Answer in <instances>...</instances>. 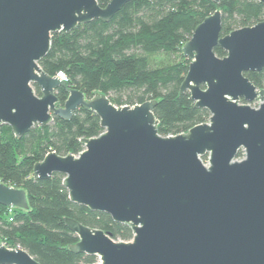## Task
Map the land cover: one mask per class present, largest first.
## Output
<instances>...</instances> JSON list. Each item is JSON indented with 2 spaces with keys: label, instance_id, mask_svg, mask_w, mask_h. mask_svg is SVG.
Listing matches in <instances>:
<instances>
[{
  "label": "water",
  "instance_id": "water-1",
  "mask_svg": "<svg viewBox=\"0 0 264 264\" xmlns=\"http://www.w3.org/2000/svg\"><path fill=\"white\" fill-rule=\"evenodd\" d=\"M130 1L101 7L98 0H0V125L20 139L82 107L100 117L103 133L83 138L82 152H51L33 175L62 174L73 203L128 224L133 239L116 241L66 218L79 238L72 252L96 255L100 264H264V89L245 76L264 69V20L222 36L216 10L196 27L182 47L191 63L180 92H189L210 118L162 136L156 100L119 107L101 92L87 98L70 89L62 106L56 91L67 83L40 65L53 33L110 22ZM0 204L28 210L27 192L0 180ZM0 264L40 263L21 247L0 244Z\"/></svg>",
  "mask_w": 264,
  "mask_h": 264
},
{
  "label": "trees",
  "instance_id": "trees-1",
  "mask_svg": "<svg viewBox=\"0 0 264 264\" xmlns=\"http://www.w3.org/2000/svg\"><path fill=\"white\" fill-rule=\"evenodd\" d=\"M110 1L98 3L105 7ZM216 10L222 12V36L264 20L259 0H132L110 22L97 19L63 35L53 33L51 49L40 65L52 77L60 72L67 76V85L56 91L62 106L70 89L87 98L101 92L119 107L156 100L159 134H182L210 118L207 109L195 107L189 92H180L191 63L182 47ZM214 52L220 58L226 55L219 46ZM245 76L264 89V69ZM34 89L41 94L36 85ZM103 131L100 117L83 107L71 119L55 117L50 125L34 127L20 139L10 126L0 125V180L25 190L29 203L28 210L0 204V244L21 247L40 264H96L98 256L71 251L79 238L65 224L66 218L101 229L116 241L133 239L128 224L73 203L62 174L46 180L33 175L34 165L47 154L78 155L84 150L83 138ZM243 157L240 151L238 158ZM202 159L206 162L207 156Z\"/></svg>",
  "mask_w": 264,
  "mask_h": 264
},
{
  "label": "rangeland",
  "instance_id": "rangeland-1",
  "mask_svg": "<svg viewBox=\"0 0 264 264\" xmlns=\"http://www.w3.org/2000/svg\"><path fill=\"white\" fill-rule=\"evenodd\" d=\"M241 103H245V102L241 101ZM259 104H260V102H259V101H256V102H253V103L251 104V106L257 108V107L259 106ZM203 161H204V160H203ZM207 161H208V157H207L206 162L204 161V163L208 164ZM100 263H101V260H100V258L98 257V260H97L96 264H100Z\"/></svg>",
  "mask_w": 264,
  "mask_h": 264
},
{
  "label": "built area",
  "instance_id": "built-area-1",
  "mask_svg": "<svg viewBox=\"0 0 264 264\" xmlns=\"http://www.w3.org/2000/svg\"><path fill=\"white\" fill-rule=\"evenodd\" d=\"M57 77H59L61 80L65 81V82L68 81L67 76H66L63 72L58 73ZM239 159H241V158H239ZM10 208H11V207H10ZM10 212H12L11 209H10ZM11 220H12V219H11Z\"/></svg>",
  "mask_w": 264,
  "mask_h": 264
}]
</instances>
